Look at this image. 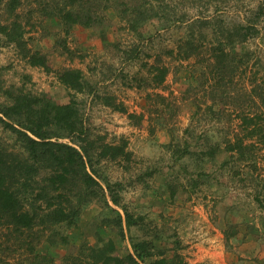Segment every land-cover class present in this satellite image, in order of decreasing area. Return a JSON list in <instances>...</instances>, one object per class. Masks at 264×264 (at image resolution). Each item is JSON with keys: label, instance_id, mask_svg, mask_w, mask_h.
<instances>
[{"label": "rangeland", "instance_id": "374dc122", "mask_svg": "<svg viewBox=\"0 0 264 264\" xmlns=\"http://www.w3.org/2000/svg\"><path fill=\"white\" fill-rule=\"evenodd\" d=\"M64 1L21 0L16 12L24 23L27 47L47 54L53 67L47 70L29 64L16 43L0 38V104L8 102V91L15 89L47 93L59 103L74 97L91 139L101 136L113 142L124 138L130 160H104L97 167L111 182H119L121 203L136 223L121 238L103 220L116 212L101 200H90L81 207L76 225L54 226L67 240L40 243L35 253L44 257L36 258L6 247L0 227V239H4L0 264H89L90 247L100 244L99 237H112L117 243L114 254L123 255L132 251L128 235L135 241L153 240L154 251H163L167 258L177 253L188 264H264V207L254 199L256 191L264 194V187L252 182L247 165L230 158L228 152L221 150L213 157L204 153L210 146H224L237 122L234 113L231 120L228 114L234 106L226 105L220 112L208 108L214 82H203L204 63L195 57L180 59L169 54L192 29L196 35L200 30L207 35L202 46L205 51L222 24L258 18V35L233 50L245 54L247 62L227 85L230 95L243 96L245 110H258L246 94L252 86V73L257 83L264 82V11L258 8L262 0H149L159 15L139 28L142 36L112 6L100 7L103 24H75L65 34L58 17H42L38 11L39 5H62ZM6 16V8L0 7V17ZM203 21L208 26H201ZM61 39L74 55L60 52ZM155 59L169 67L164 84L158 87L144 82ZM66 66L82 69L94 83L95 92L67 90L56 77L58 68ZM155 92L166 99L161 103L150 100L148 93ZM105 96L115 97L136 116L105 105ZM59 140L69 141L66 137ZM0 145L21 149L16 135L1 122ZM260 152L258 172L264 175V149ZM240 167L241 173H236ZM47 173L42 169L36 176L34 192L46 187ZM44 203L36 202L38 212L45 209ZM109 204L123 212L110 200Z\"/></svg>", "mask_w": 264, "mask_h": 264}, {"label": "trees", "instance_id": "16d2710c", "mask_svg": "<svg viewBox=\"0 0 264 264\" xmlns=\"http://www.w3.org/2000/svg\"><path fill=\"white\" fill-rule=\"evenodd\" d=\"M20 4L21 0H0V7L7 11L4 19L0 17V38L16 43L29 64L52 69L47 54L27 47L24 23L16 12ZM111 6L138 36H142L139 28L147 20L159 15L149 0H66L62 5H39L38 11L42 17H58L67 34L75 24H103L100 7L105 9ZM258 8L260 12L264 11V0ZM257 21L258 18H247L232 25L222 24L221 28L216 29L211 47L205 51L202 46L207 35L203 30L196 35L192 29L177 45V50L172 48L169 54L180 59L195 57L196 61L204 63L203 68H206L201 71L203 82L207 83L211 79L214 82L210 86V103H206L208 108L220 112L224 111L226 105L234 106L228 114L231 120L234 113L237 122L231 135L225 137L224 146H210L204 153L213 157L221 150L228 152L230 158L247 165L252 182L263 189L264 175L258 169L260 151L264 149V82L257 83V76L252 73V86L246 96L256 102V111L245 110L246 107L241 103L243 96L230 95L227 87L229 82L239 76L241 64L247 62L245 54H235L233 50L239 43L258 35ZM208 24L205 21L200 23L203 27ZM58 43H61L60 52L74 55V50L65 39ZM168 72L169 67L155 59L150 64L149 75L144 78V82L152 87L161 86ZM56 77L69 91L95 92L94 83L78 67H59ZM8 93L9 101L0 104V122L16 135L21 149L14 151L0 145V227L3 230L1 235L5 234L4 239L8 242L5 246L13 252L24 253V256L32 254L34 258L44 257L35 253L37 246L42 242H65L67 235L54 226L60 223L68 227L76 225L81 207L93 199L103 201L110 210L116 212L112 217H103V220L116 228L121 238L126 237V230L136 223V218L121 203L117 189L119 182H111L104 177L97 164L104 160H130L127 141L119 138L108 142L101 136L91 139L89 127L85 125L74 97L66 103H59L47 93L32 94L22 89ZM147 96L150 100H159L158 103L166 99L160 92L148 93ZM102 98L105 105L125 112L129 117L136 116L128 112L122 103L116 102L115 97ZM138 117L141 119L143 115ZM63 137L69 141H60ZM42 169L48 170L46 187L34 192L36 176ZM236 173H241V167ZM49 190L52 192L49 193ZM254 199L264 207V194L260 195L256 191ZM109 200L121 207L123 212L112 207ZM38 201L45 202L42 212L36 209L39 207L36 206ZM4 239H0V249H3L1 242ZM128 239L132 251L116 255L117 243L114 239L110 236L99 237L100 244L90 247L87 256L89 264H188L177 253L167 258L163 251H154L156 245L153 240L135 241L131 235H128Z\"/></svg>", "mask_w": 264, "mask_h": 264}]
</instances>
